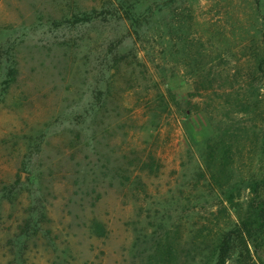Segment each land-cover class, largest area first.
<instances>
[{
  "label": "rangeland",
  "instance_id": "obj_1",
  "mask_svg": "<svg viewBox=\"0 0 264 264\" xmlns=\"http://www.w3.org/2000/svg\"><path fill=\"white\" fill-rule=\"evenodd\" d=\"M263 130L264 0H0V264H264Z\"/></svg>",
  "mask_w": 264,
  "mask_h": 264
},
{
  "label": "trees",
  "instance_id": "obj_2",
  "mask_svg": "<svg viewBox=\"0 0 264 264\" xmlns=\"http://www.w3.org/2000/svg\"><path fill=\"white\" fill-rule=\"evenodd\" d=\"M262 149L264 151V130L262 133ZM207 168H209L210 171L214 170L213 168V160L215 158L214 151L212 150V146L207 148ZM231 152L230 148H225L223 150L222 158L225 160L227 159V154ZM225 165H222V168H224ZM214 176V171L211 174ZM246 187L250 190L251 193H257L259 184L256 181H248L246 183ZM231 188L228 189V195L226 200H232L233 198V192ZM230 191V192H229ZM249 204L248 211L245 214V216L241 219L240 224L238 226H235L234 229L231 231L232 235H235V238L241 237L245 233L248 236H251L254 232L257 234L264 235V199H261L257 206L252 204ZM230 233L225 234L224 237L221 239L220 245H219V254L217 257V264H223L225 261V252L227 247V239Z\"/></svg>",
  "mask_w": 264,
  "mask_h": 264
}]
</instances>
